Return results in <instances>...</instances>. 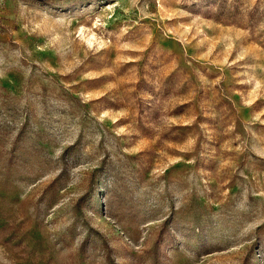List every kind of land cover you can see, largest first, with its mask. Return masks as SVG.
<instances>
[{
    "label": "rangeland",
    "instance_id": "1",
    "mask_svg": "<svg viewBox=\"0 0 264 264\" xmlns=\"http://www.w3.org/2000/svg\"><path fill=\"white\" fill-rule=\"evenodd\" d=\"M0 264H264V0H0Z\"/></svg>",
    "mask_w": 264,
    "mask_h": 264
}]
</instances>
